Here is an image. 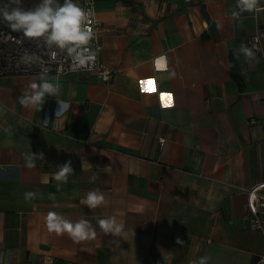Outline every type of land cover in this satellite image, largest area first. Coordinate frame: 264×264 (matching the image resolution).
Instances as JSON below:
<instances>
[{
  "label": "crops",
  "instance_id": "0c3cea01",
  "mask_svg": "<svg viewBox=\"0 0 264 264\" xmlns=\"http://www.w3.org/2000/svg\"><path fill=\"white\" fill-rule=\"evenodd\" d=\"M237 2L95 0L99 57L114 72L44 76L71 104L58 117L55 96L40 111L18 101L40 76H0V264H264L243 189L264 190V1ZM31 152L45 154L34 168ZM68 160L74 174L58 187ZM97 188L106 203L82 205ZM49 212L88 220L95 238L49 232ZM111 216L116 237L97 224Z\"/></svg>",
  "mask_w": 264,
  "mask_h": 264
},
{
  "label": "clouds",
  "instance_id": "9594fccd",
  "mask_svg": "<svg viewBox=\"0 0 264 264\" xmlns=\"http://www.w3.org/2000/svg\"><path fill=\"white\" fill-rule=\"evenodd\" d=\"M11 5H15L12 7ZM21 5V0H9V3L0 6V23L6 25L11 31L21 33L19 40H38L43 38L45 45L48 48L55 46L57 49H66L68 56L71 57L73 65L77 69L86 68L90 62L94 61L96 52L89 47L90 41L93 38V31L90 27H85L88 22V17L84 9L74 0H41L39 4L30 9H24ZM258 0H238L237 7L241 11H252L257 8ZM237 15V13H233ZM241 51L246 57L252 58L255 53L242 46ZM58 57L56 51H52L50 58L54 61ZM41 59L35 52L24 54L20 57L18 63L31 65L34 60ZM175 75V73H172ZM40 82H31L23 88L22 94L18 98L19 103L26 108H35L41 110L45 103L46 96H55L57 98V109L55 116L65 114L71 104L60 98V87L58 83L46 79L40 75ZM31 89V94L28 90ZM48 117H45L41 122L46 127L49 123ZM45 160V154L27 155V167H36V160ZM58 170L54 171L53 179L60 184L68 183L69 177L74 174L71 160L66 161L63 165L57 166ZM98 177L94 174L90 177L89 182H94ZM35 192L25 193V199L35 198ZM50 199L54 197L50 196ZM82 205H86L89 209H95L106 203L104 194L97 188L89 191L85 198L80 200ZM97 224L105 234L118 236L123 225L118 222L115 216L98 219ZM46 225L49 232H55L60 235L67 233L73 240L82 241L93 239L96 236V230L88 220L81 219L75 223L65 219L62 215L56 212H49L46 216ZM177 243L183 242L177 238ZM209 257H201L198 261H191L190 264H207Z\"/></svg>",
  "mask_w": 264,
  "mask_h": 264
},
{
  "label": "built area",
  "instance_id": "2783aa9c",
  "mask_svg": "<svg viewBox=\"0 0 264 264\" xmlns=\"http://www.w3.org/2000/svg\"><path fill=\"white\" fill-rule=\"evenodd\" d=\"M264 1V0H258ZM4 2H0L3 6ZM80 7L84 9L87 14L88 22L85 27L92 28L93 38L90 41L89 47L92 51L96 52L94 61L86 68L77 69L68 56L66 49L61 50L55 48H48L43 38L38 40H25L21 42L19 38L21 33L11 31L6 25L0 23V76H13V75H38L51 76L58 78L68 72L74 71H90L94 72L102 81H108L114 72V69L106 65L99 57L102 49L100 37L98 36L99 22L95 17V0H81ZM15 7V5H11ZM24 9H30L21 4ZM32 8V7H31ZM251 46L255 50L260 49V38L257 33L251 36ZM52 51L58 53L56 60L50 58ZM35 52L41 59L34 60L31 65L18 63L20 57L24 54H31ZM251 123L256 122L255 118L250 119ZM160 144L164 142V137H160ZM263 183H258L250 187H244L247 194V209L244 214V219L258 231L264 232V190L262 189ZM263 260V259H262Z\"/></svg>",
  "mask_w": 264,
  "mask_h": 264
},
{
  "label": "rangeland",
  "instance_id": "374dc122",
  "mask_svg": "<svg viewBox=\"0 0 264 264\" xmlns=\"http://www.w3.org/2000/svg\"><path fill=\"white\" fill-rule=\"evenodd\" d=\"M8 1V0H7ZM41 2V0H21V4L25 5L28 8H33L35 7L37 4H39ZM59 3H63V0H59Z\"/></svg>",
  "mask_w": 264,
  "mask_h": 264
}]
</instances>
